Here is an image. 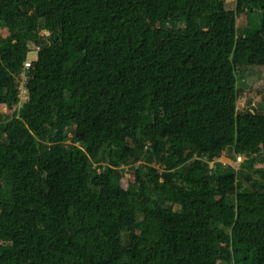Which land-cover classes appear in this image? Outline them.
I'll return each instance as SVG.
<instances>
[{
    "label": "trees",
    "instance_id": "obj_1",
    "mask_svg": "<svg viewBox=\"0 0 264 264\" xmlns=\"http://www.w3.org/2000/svg\"><path fill=\"white\" fill-rule=\"evenodd\" d=\"M226 1L0 0V264H264L260 180L209 164L264 177V0Z\"/></svg>",
    "mask_w": 264,
    "mask_h": 264
},
{
    "label": "rangeland",
    "instance_id": "obj_2",
    "mask_svg": "<svg viewBox=\"0 0 264 264\" xmlns=\"http://www.w3.org/2000/svg\"><path fill=\"white\" fill-rule=\"evenodd\" d=\"M226 6L228 9L234 8L233 0H227ZM259 13L260 10H254L249 14V24L246 22L244 15L238 16L237 25L243 29H254L259 25ZM6 28L0 26V35H6ZM34 58V53H30L28 60ZM237 75V109L238 111H247L250 108H254L257 112L264 113V69L257 67H250L243 69L236 73ZM22 102V101H21ZM3 106H0L2 110ZM204 160H207L204 157ZM243 155H237L234 157L232 151L224 150L223 153L218 157L214 158L213 161H209L212 165L213 162H220L222 164H230L235 170H238L240 177L244 178L245 175H249L250 179H259V184H256V189L258 191H264V177H260L259 173L254 171L251 166L245 167L242 165ZM139 162V161H138ZM141 163H147L146 160L140 159ZM139 162V163H140ZM233 191H231L230 196L233 199ZM128 234H123V239L126 240Z\"/></svg>",
    "mask_w": 264,
    "mask_h": 264
},
{
    "label": "built area",
    "instance_id": "obj_3",
    "mask_svg": "<svg viewBox=\"0 0 264 264\" xmlns=\"http://www.w3.org/2000/svg\"><path fill=\"white\" fill-rule=\"evenodd\" d=\"M33 59L34 58H31L29 60L27 59V61L24 64L23 69L21 70V72L19 74V79H18V82H17V85H16V87L18 89L19 100L16 102L15 107L20 106L21 103L24 100H27L28 99V93H27L26 88H25V82H26V79H27V76H26L25 71H26L27 67L30 65V62Z\"/></svg>",
    "mask_w": 264,
    "mask_h": 264
},
{
    "label": "water",
    "instance_id": "obj_4",
    "mask_svg": "<svg viewBox=\"0 0 264 264\" xmlns=\"http://www.w3.org/2000/svg\"><path fill=\"white\" fill-rule=\"evenodd\" d=\"M251 187V186H250ZM252 188V187H251Z\"/></svg>",
    "mask_w": 264,
    "mask_h": 264
},
{
    "label": "bare ground",
    "instance_id": "obj_5",
    "mask_svg": "<svg viewBox=\"0 0 264 264\" xmlns=\"http://www.w3.org/2000/svg\"><path fill=\"white\" fill-rule=\"evenodd\" d=\"M18 107V106H17Z\"/></svg>",
    "mask_w": 264,
    "mask_h": 264
}]
</instances>
